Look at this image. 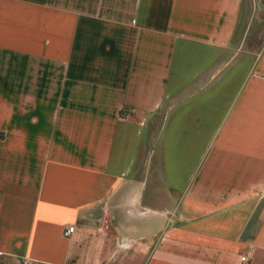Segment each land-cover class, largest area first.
I'll return each instance as SVG.
<instances>
[{"label":"crops","instance_id":"crops-1","mask_svg":"<svg viewBox=\"0 0 264 264\" xmlns=\"http://www.w3.org/2000/svg\"><path fill=\"white\" fill-rule=\"evenodd\" d=\"M262 13L0 0V264H264Z\"/></svg>","mask_w":264,"mask_h":264},{"label":"rangeland","instance_id":"rangeland-1","mask_svg":"<svg viewBox=\"0 0 264 264\" xmlns=\"http://www.w3.org/2000/svg\"><path fill=\"white\" fill-rule=\"evenodd\" d=\"M249 1L250 0H247V3ZM246 14H247V11H246ZM251 22H250L251 25L249 28V32L246 35V40L239 47L240 49H245V48L249 47L251 42H255V44L258 45L259 42L264 41V13L257 15V17L254 18L253 21H251ZM161 117H162V115H160L159 121H160Z\"/></svg>","mask_w":264,"mask_h":264},{"label":"built area","instance_id":"built-area-1","mask_svg":"<svg viewBox=\"0 0 264 264\" xmlns=\"http://www.w3.org/2000/svg\"><path fill=\"white\" fill-rule=\"evenodd\" d=\"M106 228H108L109 226L106 225ZM75 232V226L74 225H69L66 229H65V235H71ZM250 263V259L248 257L247 254L241 256V260H240V264H249Z\"/></svg>","mask_w":264,"mask_h":264}]
</instances>
